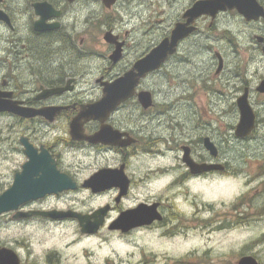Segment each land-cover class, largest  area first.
I'll return each instance as SVG.
<instances>
[{"label": "flooded vegetation", "instance_id": "af4514ba", "mask_svg": "<svg viewBox=\"0 0 264 264\" xmlns=\"http://www.w3.org/2000/svg\"><path fill=\"white\" fill-rule=\"evenodd\" d=\"M119 1L106 8L101 0L82 1L80 6V0H0V14L6 17L0 20V102L9 109L0 113V196L16 178L71 186L0 214V264H185L179 257L192 239L187 233L228 229L217 212L213 215L215 200L194 193L195 186L238 177L258 184L263 192L258 197H264V0H232L230 8L213 18H197L195 32L178 43L159 70L134 78L132 90L134 84L120 80L160 42L170 40L175 25L185 23L184 14L205 0H178L182 12L156 43L149 22L140 37L151 38L146 47L130 42L131 33L120 30ZM43 2L53 8L50 14H59L44 26L58 27L38 31L41 17L34 5ZM239 6L251 11L242 13ZM96 12L104 14L103 22L95 18ZM131 19L145 27V15L136 13ZM93 20L105 25L102 49L89 39L87 26ZM205 21L204 52L210 58L203 61L205 71L196 74L198 89L193 86L186 93L183 86L175 97L158 101L150 81L160 73L169 78L171 59ZM106 33L111 43L105 41ZM115 50L120 54L114 61ZM118 81L132 94L118 104L99 105L105 86ZM201 90L205 92L197 95ZM144 95L151 101L147 107L140 100ZM239 104L253 118L251 133L244 138L235 134ZM20 109L46 112L22 115ZM181 111L192 116L190 127ZM218 120L225 122L219 125ZM234 137L246 144L240 161ZM27 150L35 160L40 158L29 168ZM187 160L215 168L197 173ZM242 166L248 173L235 174L234 167ZM95 184L111 186H87ZM238 206L244 204L231 209ZM258 208L264 217V200ZM51 212L70 216L55 219L47 216ZM67 231L69 236L57 240ZM102 233L106 245L79 247L94 245ZM125 248L128 255L121 256Z\"/></svg>", "mask_w": 264, "mask_h": 264}, {"label": "rangeland", "instance_id": "374dc122", "mask_svg": "<svg viewBox=\"0 0 264 264\" xmlns=\"http://www.w3.org/2000/svg\"><path fill=\"white\" fill-rule=\"evenodd\" d=\"M82 1L84 2L86 0H80L78 6L81 5ZM89 1L90 3H94L97 0ZM158 1L159 3L157 0H137L136 3L134 0L119 1L117 13L119 12L122 14L124 23V25L120 27V30L122 32L128 31L131 33L130 42L135 41L138 45L146 47L151 38L143 40L140 37L144 32L149 30V22L152 23L151 25H153L154 22V43H156L159 36H161L163 32H166L175 18L183 10L184 5L178 0L175 2L170 0L168 6H166V0L165 2H163V0ZM138 4L139 7L137 8L136 6H138ZM74 8H77V6ZM136 13L145 15L147 26L143 27V24L136 25L138 23L131 19ZM103 17L104 14L101 15V13H97L95 16L96 19L100 20L101 18V22L104 20ZM99 20L90 21L89 26H87L89 39L95 42L96 49L103 48L101 40L105 32V25L99 22ZM160 20H163L162 24H157L156 22ZM207 25V21L199 23L198 34L200 36H197V34L182 44L177 57L172 59L168 64V79L165 78V75L160 73L159 76L150 81L152 90L157 93L158 101H161L163 97L173 98L182 90L186 93V90H188V93H192L194 88L198 89L199 83L196 81V74L201 75V73L205 71L203 61L210 58V55L206 56L204 52V45L208 44L207 40H205L206 35H208ZM182 87L183 89L178 92ZM201 92H205V90L196 93L197 95H201ZM180 113L186 118V126L190 127L192 124L190 120H193L192 116L188 114L187 117L186 111H181ZM204 121H206V118H204ZM224 122V120H218L219 125H223ZM1 124L2 123H0V125ZM233 145L239 147L236 149V152L239 153H235V156L239 157L236 161H240L242 149L244 150L243 153H247L245 149L246 144L236 140L234 137ZM0 161H2V154H0ZM247 161H252V159L250 158ZM248 170L249 169L245 166L234 167L235 174L240 171L248 173ZM234 178L235 179H228L226 181L217 179L214 185L202 183L200 186H195L194 193L215 200V203L211 202L212 205H215L213 215H216L215 212H217L218 220L220 222L226 221L228 223V229L217 232L211 230V232L195 231L193 233H187L192 239L184 244L185 254L179 257L180 259H185V264H235L236 261L244 255H251L257 259L259 264H264V217L257 213L259 209L258 204L261 200H264V197L258 196L263 192L256 183L248 185L243 180L238 179V177ZM1 186L0 193L2 192ZM245 199H247V201H245ZM240 203H243L244 206L235 207V210L232 208L234 211L231 209L232 205L237 206ZM92 206L95 207L97 204L93 203ZM232 221L234 225L231 227L229 223ZM238 222H240V224ZM70 234V231H67L62 235H57V240L61 237L69 236ZM43 236L44 235H41V238ZM105 236L104 233L99 234L94 245L85 244L79 247L97 249L100 245H106V243H108V241L104 242ZM111 239L114 238L111 237ZM89 241L90 240H83L80 244ZM64 242L66 244V241Z\"/></svg>", "mask_w": 264, "mask_h": 264}, {"label": "water", "instance_id": "95a60500", "mask_svg": "<svg viewBox=\"0 0 264 264\" xmlns=\"http://www.w3.org/2000/svg\"><path fill=\"white\" fill-rule=\"evenodd\" d=\"M69 3H73L76 0H67ZM102 3L105 5L106 8H110L112 5L116 3L117 0H101ZM232 0H205V1H200L197 2L191 9H189L183 16V19H185V23H179L176 24L174 29L171 32V38L170 40H163L156 46L147 56H145L143 59L139 60L138 62L135 63L133 67V71L136 70L137 74H135L133 71L131 72L132 74L129 75L127 74L125 78L120 80L121 82L128 81L129 83L134 84L131 88L134 89L135 87V82H136V77L138 79L142 78L147 74L148 72L151 71H156L159 70L162 66V64L165 62L167 57L172 56L175 54L177 45L181 40H184L188 36H190L194 31L195 28L192 26L193 22L204 15L214 17L218 12L220 11H226V8L229 7V3H231ZM237 2V1H235ZM35 11L37 15H40V20L36 23V30L38 31H45V30H51L58 25H53L49 27H45L44 24L45 22L51 18L54 14H50L53 8L51 5H49L46 2L43 3H38L34 5ZM240 12L244 11H251L250 8L248 9H241V7H237ZM47 13V14H46ZM59 16V14L54 15V17ZM0 20H6V17L3 13L0 14ZM110 33L105 34V41L108 43H111V39L109 37ZM120 54L119 50H115L111 56L112 60H117L118 56ZM131 80V81H130ZM116 82L113 85L110 86H105L104 88V96L102 100L100 101L99 105L103 106H108L112 104H118L120 100H124L126 97L131 95L132 91H128L129 89H125L124 86L122 88L119 87V82ZM60 91H55L54 93H58ZM141 103L144 107L149 106L151 103L150 99L148 96L144 95L141 96L140 98ZM240 110H241V119L239 124L237 125L236 128V136L238 138H244L246 137L252 129L253 126V118H247L246 117V110L245 107L242 104H239ZM9 111V109L3 105L0 102V113ZM46 111H33V110H28V109H20L19 113L24 115H33L37 113H45ZM205 145L207 149L210 150L212 154H215V148L213 145L208 141L205 140ZM32 153L30 150H27V155L30 158L29 164L26 166V168H29L33 165L35 161H39L40 158L34 159L31 154ZM187 164L189 165L190 168L194 169L197 173H203L207 170L213 169L215 167L213 166H207V165H196L191 162V160H187ZM93 190H98L100 188H109V186H102L99 184L95 185H87ZM71 186H63L61 183L57 181H40L36 183H31L28 181H23L19 180L16 178V181L13 185V187L6 193L2 194L0 196V214H3L8 211H13L18 208V206L24 202H27L28 200L31 199H37L40 197H43L45 194H57L59 192H62L63 190L69 189ZM102 214L106 211V208L101 210ZM19 216H28V215H19ZM47 216H50L55 219L63 218L70 216L69 214H64L61 212H51L47 214ZM98 217V215H97ZM98 225V223H97ZM236 264H259L257 259L254 258L253 256L247 255L243 256L238 261Z\"/></svg>", "mask_w": 264, "mask_h": 264}, {"label": "bare ground", "instance_id": "6f19581e", "mask_svg": "<svg viewBox=\"0 0 264 264\" xmlns=\"http://www.w3.org/2000/svg\"><path fill=\"white\" fill-rule=\"evenodd\" d=\"M144 1V0H143ZM146 1V0H145ZM145 3H147V2H145ZM150 20V19H149ZM153 25H154V22H153ZM145 26H146V23H145ZM197 26V25H196ZM195 26V27H196ZM155 27V26H154ZM132 28V27H131ZM134 28V27H133ZM152 28H153V26H152ZM197 29V28H196ZM195 32V31H194ZM197 34V33H196ZM182 45V44H181ZM178 54V53H177ZM172 60V59H171ZM174 133V132H173ZM251 133V132H250ZM249 133V134H250ZM223 183H225V182H223ZM86 239V238H85ZM79 239H76L75 240V243L78 241ZM87 240H90V239H87ZM81 242V241H80ZM90 242V241H89ZM88 243V242H87ZM85 244V243H84ZM128 251L129 250H127L126 248L123 250V251H121V256H126V255H128L127 253H128ZM251 256V255H250ZM160 262V261H159Z\"/></svg>", "mask_w": 264, "mask_h": 264}]
</instances>
